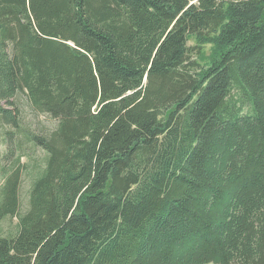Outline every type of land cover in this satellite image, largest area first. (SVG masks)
I'll use <instances>...</instances> for the list:
<instances>
[{
    "label": "trees",
    "instance_id": "obj_1",
    "mask_svg": "<svg viewBox=\"0 0 264 264\" xmlns=\"http://www.w3.org/2000/svg\"><path fill=\"white\" fill-rule=\"evenodd\" d=\"M0 121V264H264V0H0Z\"/></svg>",
    "mask_w": 264,
    "mask_h": 264
},
{
    "label": "rangeland",
    "instance_id": "obj_2",
    "mask_svg": "<svg viewBox=\"0 0 264 264\" xmlns=\"http://www.w3.org/2000/svg\"><path fill=\"white\" fill-rule=\"evenodd\" d=\"M189 44H195V40L193 37H191V39L189 40ZM211 53V45L207 44L205 45L204 48V53L201 55L202 58L201 59H207V57L209 56V54ZM27 100V97L24 98ZM23 104H25L24 102H22ZM1 104L3 106H8V104L5 101H1ZM24 116V121H23V125L25 122L29 125L31 124V127H35V128H39L41 129H47L48 127H50V125H53L55 123V119L50 118L45 116V114H41L38 116H35L34 114H32L31 112H29V109H26V113ZM39 121H42V123H40ZM5 129H14L11 125L9 124H4L3 122L0 121V171H1V167L3 165L5 166H10L15 162V156L14 157H10V158H4V154H5V150H6V145H5V136H3V133L5 131ZM35 147L33 146L31 143L26 142V144H23V147ZM30 154H26L22 157V161L24 163L27 164L26 169L23 172L22 175V186H21V199H22V208H25L27 206L28 203V191L32 182V178L35 175V171H36V167H33V164L36 162H41L44 156V151L39 148L36 147L35 150L33 151V153L29 156ZM4 181V176L1 174L0 172V188L1 185L3 184ZM17 221H18V217L17 216H7L0 224V232L7 234L10 232H14L16 229V225H17ZM208 264H215V263H208Z\"/></svg>",
    "mask_w": 264,
    "mask_h": 264
}]
</instances>
